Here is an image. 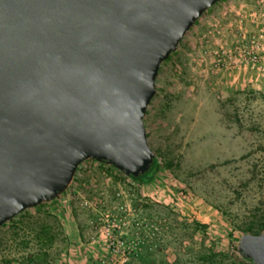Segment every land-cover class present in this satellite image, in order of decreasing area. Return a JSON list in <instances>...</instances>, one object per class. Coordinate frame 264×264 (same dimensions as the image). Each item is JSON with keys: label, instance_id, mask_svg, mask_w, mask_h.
Returning a JSON list of instances; mask_svg holds the SVG:
<instances>
[{"label": "rangeland", "instance_id": "rangeland-1", "mask_svg": "<svg viewBox=\"0 0 264 264\" xmlns=\"http://www.w3.org/2000/svg\"><path fill=\"white\" fill-rule=\"evenodd\" d=\"M240 49L257 61L230 66ZM155 89L143 122L164 183L141 187L85 160L54 206L0 226V264H237L241 230L264 205V0L203 12L161 63ZM62 225L80 235L73 253ZM210 250L221 255L205 263Z\"/></svg>", "mask_w": 264, "mask_h": 264}, {"label": "water", "instance_id": "water-1", "mask_svg": "<svg viewBox=\"0 0 264 264\" xmlns=\"http://www.w3.org/2000/svg\"><path fill=\"white\" fill-rule=\"evenodd\" d=\"M218 1L0 0V226L63 193L85 160L148 169L159 67ZM237 251L264 264V233Z\"/></svg>", "mask_w": 264, "mask_h": 264}, {"label": "trees", "instance_id": "trees-1", "mask_svg": "<svg viewBox=\"0 0 264 264\" xmlns=\"http://www.w3.org/2000/svg\"><path fill=\"white\" fill-rule=\"evenodd\" d=\"M172 53L169 54L167 59L170 58ZM110 166L115 168L112 165H110ZM166 167H164L163 164L159 162L158 158L153 155L152 162L150 163L148 169L144 173L139 174L138 176L128 175V177L131 180H133L134 182H136L138 185H140L141 187H146V188L152 187L154 189L155 186H159L162 183H164L165 179H164L163 174H162V169L166 168ZM74 177H75V174H74ZM74 177H73L72 182H74ZM61 194H59L56 198H58ZM56 198L51 200V201L41 202L39 205H42L44 203H50L51 205L54 206L56 204L55 203ZM21 213H19V214H21ZM13 218H11V219H13ZM67 218L70 219L71 218V214L67 215ZM5 224H6V222L3 225H5ZM62 226H63V229L65 231L66 240L68 242V249L67 250L68 251L70 250V253H73V251H75L76 248L79 246L80 235L74 229H71L70 231L69 230L66 231V229H68L67 226L66 225H62ZM198 226L200 228H202V229L206 228V225H198ZM41 231H42L43 234H47V229L46 228L42 229ZM241 231H242L241 235L246 234V233H253V234L264 233V205L261 206V207H257V209L254 211V213L252 214V216L250 217V219L246 223L245 227H243ZM241 235H239L238 238H240ZM45 240H47V241L52 240V237L47 235L45 237ZM220 255L221 254H220L219 251L210 250L208 253H204V254L200 255V258L205 263L206 262L213 263V262L219 260L218 258L220 257ZM232 256L234 258V261H237V264H255L252 259L244 257L242 254H240L237 251V247H235L234 252H232ZM60 263L61 262H59V264ZM7 264H10V262H8Z\"/></svg>", "mask_w": 264, "mask_h": 264}, {"label": "built area", "instance_id": "built-area-1", "mask_svg": "<svg viewBox=\"0 0 264 264\" xmlns=\"http://www.w3.org/2000/svg\"><path fill=\"white\" fill-rule=\"evenodd\" d=\"M258 59L257 54L249 49H240L235 52V54L230 56V66L247 64V63H255Z\"/></svg>", "mask_w": 264, "mask_h": 264}]
</instances>
